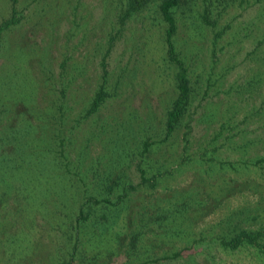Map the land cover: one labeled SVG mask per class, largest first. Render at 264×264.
<instances>
[{"label":"rangeland","instance_id":"374dc122","mask_svg":"<svg viewBox=\"0 0 264 264\" xmlns=\"http://www.w3.org/2000/svg\"><path fill=\"white\" fill-rule=\"evenodd\" d=\"M9 1L0 0V20L10 15ZM161 2L123 19L125 0L18 1L21 23L0 45V145L38 151L46 139L45 148L65 149L72 177L68 196L30 214L33 242L3 225L25 211L21 197L0 191V215L9 213L0 218L1 245L32 250L27 264H60L76 244L74 264H167L164 255L202 232L264 229V0H184L176 8L175 40L193 91L167 141L166 112L178 88ZM104 61L109 95L88 115ZM48 119L54 126L41 125ZM146 141L153 145L144 154ZM141 165L156 174L155 186L140 184ZM123 184L130 192L121 198ZM86 198L92 208L78 222ZM197 246L191 261L198 263L264 264L250 245Z\"/></svg>","mask_w":264,"mask_h":264},{"label":"trees","instance_id":"16d2710c","mask_svg":"<svg viewBox=\"0 0 264 264\" xmlns=\"http://www.w3.org/2000/svg\"><path fill=\"white\" fill-rule=\"evenodd\" d=\"M18 1L19 0L9 1L10 15L0 20V45L6 31L11 30L16 25L21 23V17H18ZM125 1L126 4L125 7H123V19L127 18L134 12L143 10L154 0ZM183 1L184 0H162L160 3V11L167 25L165 32L167 54L170 62L177 66L176 80L178 88L177 96L174 98L172 104L166 112V120L164 125L165 137L163 141L169 140L171 136L178 130L192 104L193 89L189 75V68L184 59L181 57L175 40V36L178 32V22L175 10ZM103 67V82L97 89L89 104L87 109L88 115L97 112L107 100L109 95L106 88L108 76L107 61L103 62ZM16 88H13V92H17ZM58 101L60 102L58 103L57 108L59 112V117L57 118V139L60 141V146H65V142L64 140H61V137L66 122L65 112L67 95L65 94L64 97L61 96ZM261 112L264 114L263 110H261ZM41 125L54 126V123L48 119L47 121L41 123ZM188 125H190V123ZM49 131L50 130L44 134H47ZM258 141L259 143L263 144L264 142L262 141H264V137H259ZM51 143L52 142L50 141L47 143V140L43 139V146H40L42 148H40L38 151L35 149L26 148L25 151L14 150L13 153H11V150L7 146L0 145V191L2 190L4 193L9 192V195L14 196L15 199L21 197V201L17 204V206L19 208L22 207V209L25 211L24 216L23 214L19 213V208H17L15 212L19 213V215L16 217L11 216L10 223H3V225L8 224L13 228L14 236L17 239H23L24 234L28 232L26 240L33 242L34 240L32 239L31 235L29 237V232L31 233L33 229L30 214H34V212L40 210H49V205L52 203L48 202L49 199L56 198L58 196L59 198H62L70 194L72 177L70 174V163L69 160L66 159L67 155L65 153V149L63 148L62 150L57 151L52 147L45 148ZM152 145L153 142H145L143 151L144 154L150 152ZM139 171L140 184L143 185L150 183L153 186H155L154 184H157L158 178L156 177V174L149 176L147 167L141 165ZM123 186L124 195H120L121 198L127 197L129 195L128 192H130L128 191L129 189L127 190V186L124 184ZM138 186L139 184H131L130 188L136 189ZM91 196L97 200L95 196ZM88 207L92 208L90 205V198H86L85 203L82 204L80 208V215L76 217L78 222L82 217L87 218L86 211ZM75 212L68 214L65 221L73 219ZM8 216L9 213H4L0 215V218H8ZM238 226H235L237 229L235 228L234 231L230 227V230L229 228L226 230L220 228L219 232H216L212 235H210L209 232H202L201 235H198V237H195L193 240L189 241L190 245H186L179 251H175L172 254H166L164 255V258L170 259V262L167 264H210L208 259L200 263H198L196 260H193L194 263L191 261L192 258L199 256L197 245L206 241H208V243L211 242L216 246H223L230 249H240L250 245L255 247L264 257V229L258 228L255 230L253 228ZM214 230L215 229L213 228V232ZM0 235L2 236V240L4 236L2 231L0 232ZM30 242L26 243V246H28ZM1 243L2 241H0V263L27 264L26 259L32 250L25 251L20 245V242H17L14 247H11L5 243L4 245H1ZM137 245L138 244H136V240H134L133 248H136ZM77 246L78 245L76 244L74 247V253L70 259L62 261L60 264L75 263ZM27 248L31 249L32 246L31 248ZM195 251L197 252L195 253ZM180 258L185 259V261L181 262ZM159 262L160 260L157 261V263Z\"/></svg>","mask_w":264,"mask_h":264}]
</instances>
